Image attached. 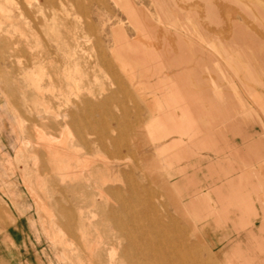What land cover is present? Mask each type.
Wrapping results in <instances>:
<instances>
[{
  "label": "rangeland",
  "instance_id": "374dc122",
  "mask_svg": "<svg viewBox=\"0 0 264 264\" xmlns=\"http://www.w3.org/2000/svg\"><path fill=\"white\" fill-rule=\"evenodd\" d=\"M126 24L116 0H0V264H127L114 219L130 216L149 231L170 232L176 219L194 264H240V255L250 264V253L210 251L161 175L143 136L141 96L112 55Z\"/></svg>",
  "mask_w": 264,
  "mask_h": 264
},
{
  "label": "crops",
  "instance_id": "0c3cea01",
  "mask_svg": "<svg viewBox=\"0 0 264 264\" xmlns=\"http://www.w3.org/2000/svg\"><path fill=\"white\" fill-rule=\"evenodd\" d=\"M155 1L153 8L116 0L127 24L112 47L141 96L144 139L207 248L250 253L247 262L257 264L264 260V5Z\"/></svg>",
  "mask_w": 264,
  "mask_h": 264
},
{
  "label": "bare ground",
  "instance_id": "6f19581e",
  "mask_svg": "<svg viewBox=\"0 0 264 264\" xmlns=\"http://www.w3.org/2000/svg\"><path fill=\"white\" fill-rule=\"evenodd\" d=\"M29 1V0H28ZM31 1V0H30ZM61 2H65V0H60ZM80 1V0H79ZM162 1V0H161ZM233 1V0H232ZM55 0H42V4L44 5H49L53 4ZM166 2V1H165ZM208 2V1H207ZM264 2V1H263ZM167 3L173 5V1H168ZM206 3V2H205ZM13 4V3H12ZM162 4V2H161ZM235 4V3H234ZM63 5V4H62ZM236 5V4H235ZM176 6V5H175ZM213 7V6H211ZM164 8V7H163ZM53 9V7H52ZM79 9H82V6H79ZM180 9V8H178ZM212 9V8H211ZM216 9V8H215ZM57 10V9H55ZM97 10V9H96ZM180 11V10H179ZM218 11V10H217ZM216 11V12H217ZM240 11V10H239ZM42 12V11H41ZM48 13V11H46ZM190 12V11H189ZM99 13V12H98ZM191 13V12H190ZM209 13V12H208ZM184 14V13H183ZM99 15V14H98ZM176 15V14H173ZM64 16V15H63ZM68 17V16H67ZM174 17V16H173ZM189 17V16H188ZM218 17V16H217ZM79 18V16H78ZM97 18V17H96ZM102 19V17H99ZM98 18V19H99ZM183 18V17H182ZM53 19V18H52ZM49 20V19H48ZM81 20V19H80ZM107 20V19H106ZM9 21V20H8ZM221 21V20H220ZM219 21V22H220ZM102 22H104L102 20ZM218 22V23H219ZM20 23V22H19ZM102 24V23H101ZM220 24V23H219ZM218 24V25H219ZM60 25V24H59ZM47 27V25H46ZM55 27V26H54ZM63 28V27H62ZM52 30V29H51ZM37 31V30H36ZM38 32V31H37ZM203 32V31H202ZM205 32V31H204ZM21 34V33H20ZM53 34V33H52ZM51 34V35H52ZM205 34V33H203ZM208 34V33H207ZM22 35V34H21ZM57 37V35H56ZM231 37V36H230ZM236 37V36H235ZM36 38V37H35ZM234 38V37H233ZM229 39V38H228ZM236 39V38H235ZM39 40V39H38ZM234 41V40H233ZM232 41V42H233ZM85 42V41H84ZM235 42V41H234ZM36 43V42H35ZM206 44V43H205ZM221 44V43H220ZM222 45V44H221ZM216 46V45H215ZM36 47V46H35ZM38 48V47H37ZM218 48V47H216ZM45 49V48H44ZM43 49V51H44ZM221 49V48H219ZM223 49V48H222ZM37 50V49H36ZM217 50V49H216ZM81 51V50H80ZM220 51V50H219ZM43 58V57H42ZM32 61V60H31ZM33 65V64H32ZM48 70V69H47ZM49 71V70H48ZM88 71V70H87ZM118 71V70H117ZM69 79V77L67 78ZM70 79L73 80L74 82V87H71V91L73 88L77 89L78 87V82L75 79L74 76L71 77ZM65 80V79H64ZM95 80V79H94ZM81 84V83H80ZM78 90V89H77ZM118 91V90H117ZM80 94V93H79ZM108 94V93H107ZM79 101V100H78ZM77 101V102H78ZM97 102V101H96ZM94 102V103H96ZM107 102V101H106ZM80 110L84 107L87 109L88 105L86 104V101H83L80 99ZM84 103V104H83ZM70 104V102H69ZM89 106H93L94 109L98 106L97 103L92 105L90 104ZM71 107V106H70ZM57 110V109H56ZM54 111V110H53ZM58 112V111H57ZM82 112V111H80ZM56 113V112H55ZM40 114V113H39ZM58 114V113H57ZM130 114V113H129ZM52 115V114H51ZM63 115V114H62ZM70 117H74V111L71 110L69 113ZM64 116V115H63ZM81 116V115H80ZM86 116V115H85ZM132 116V115H131ZM113 117V116H112ZM54 118V116H53ZM85 118V117H84ZM110 118V116H109ZM127 118V117H126ZM56 119V118H55ZM54 119V120H55ZM64 119V117H63ZM96 119V118H95ZM114 119V117H113ZM116 119V118H115ZM47 121V120H46ZM67 121V120H66ZM41 122V121H39ZM54 123V122H53ZM68 123V122H67ZM71 121H69V124ZM92 124V122H90ZM96 123V122H95ZM45 124V122H44ZM49 124V123H48ZM73 124V123H71ZM64 125V124H63ZM93 125V124H92ZM66 126V125H64ZM116 132V131H114ZM41 134V133H40ZM69 135H71L69 133ZM47 138V137H45ZM49 138V137H48ZM68 138V137H67ZM73 138V137H72ZM72 140V139H71ZM95 141V150L97 151V142L99 138L96 136L93 139ZM66 142V141H65ZM38 144V143H37ZM44 144V143H43ZM34 145V144H33ZM40 145V144H39ZM38 147V146H37ZM75 147V145H74ZM42 148V147H41ZM58 148V147H57ZM43 149V148H42ZM63 149V148H62ZM124 149V148H123ZM141 149V148H140ZM44 150V149H43ZM65 150V149H63ZM77 150V147H76ZM140 152V151H139ZM54 156L61 155L62 153L56 150V148L53 150L52 153ZM79 154V153H78ZM77 154V155H78ZM64 155V154H63ZM65 156V155H64ZM60 159H62L60 157ZM38 160V159H37ZM136 160V159H135ZM134 160V161H135ZM94 162V161H93ZM96 162V161H95ZM55 163V161H54ZM62 163V162H61ZM91 164V163H90ZM54 165V164H53ZM151 165V164H150ZM101 164H98L96 168H100ZM63 167V166H62ZM70 167V166H69ZM92 167V166H91ZM53 168V167H52ZM88 168V167H87ZM54 169V168H53ZM69 169V168H68ZM144 169V168H143ZM97 170V169H96ZM147 170V169H146ZM88 172V171H86ZM81 174V172L79 173ZM148 174V173H147ZM68 175V174H67ZM101 175V174H100ZM109 175V174H108ZM64 176V175H63ZM114 176V175H113ZM67 179V177H66ZM106 179V178H105ZM116 179V178H115ZM119 179V177L117 178ZM99 180V179H98ZM108 181V180H107ZM106 182V180H105ZM104 182V183H105ZM118 182V180H117ZM120 182V181H119ZM116 183V181H115ZM41 184V183H40ZM112 184V183H111ZM43 186V185H42ZM117 186V185H116ZM106 188L109 189L111 193L115 192L116 189L115 187L111 186H106ZM126 190V189H125ZM43 191V190H41ZM102 191V189H101ZM103 192V191H102ZM42 193V192H41ZM101 194H104L101 193ZM138 195V194H137ZM143 195V194H142ZM139 196V195H138ZM36 197V196H35ZM44 197V196H42ZM107 197V195H105ZM177 197V196H176ZM38 198V196H37ZM109 199V198H108ZM39 200L35 198V201ZM110 200V199H109ZM112 201V200H110ZM42 205V204H41ZM112 205V204H111ZM44 206V205H43ZM42 206V207H43ZM113 206V205H112ZM111 207V206H110ZM46 208V205H45ZM109 209V208H107ZM98 210V209H97ZM119 210V209H118ZM50 211V210H49ZM52 211V210H51ZM50 211V212H51ZM66 211V210H65ZM132 211H134L132 209ZM135 212V211H134ZM106 213V212H105ZM125 213V212H124ZM163 213V211H162ZM68 215V213H67ZM1 216V214H0ZM53 218V217H52ZM129 221H124L122 218H115L114 219V225L120 230L121 235L123 238L126 240V243L122 247V252L121 256L124 258L125 262L127 264H194V255L191 250V244L188 241L186 237V233L182 230V228L178 225V222L176 219H173L172 225L174 228L170 232L167 231H162L160 230V226H157L156 229H153L151 231L147 230L146 227L141 224H135L134 223V217L130 216L127 218ZM69 220V219H68ZM88 220V219H87ZM78 221V220H77ZM43 223V222H42ZM87 225V224H86ZM82 226V225H81ZM105 228V227H104ZM81 229V228H80ZM197 232V231H196ZM52 233V232H51ZM48 234V233H47ZM196 234V233H195ZM56 237V236H55ZM55 237L53 239H55ZM74 241V240H73ZM76 241V240H75ZM118 241V240H117ZM87 244V243H86ZM69 246V245H68ZM120 242L119 243H111V248H112V253H116V249L120 247ZM67 255V254H66ZM89 255V254H88ZM88 258V257H86ZM121 258V259H122Z\"/></svg>",
  "mask_w": 264,
  "mask_h": 264
}]
</instances>
